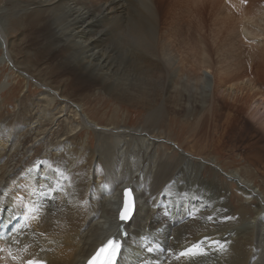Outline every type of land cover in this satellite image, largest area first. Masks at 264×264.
Listing matches in <instances>:
<instances>
[{
  "label": "bare ground",
  "instance_id": "6f19581e",
  "mask_svg": "<svg viewBox=\"0 0 264 264\" xmlns=\"http://www.w3.org/2000/svg\"><path fill=\"white\" fill-rule=\"evenodd\" d=\"M149 2L0 0L1 61L18 69L17 77L32 74L42 88L34 89L37 97L24 96L13 116L0 112V228L9 230L5 239L0 236V264L27 259L85 264L108 239L121 243L117 264H264V188L247 170L261 174L264 185V138L247 140L254 130L241 120L248 110L264 132V10L239 12L229 1L231 12L222 0H193L200 8L217 5L224 14L221 24H240L244 40L258 44L248 42L257 47L251 54L257 64L250 63L261 70L245 78L239 74L220 90L207 71L200 76L194 67L195 77H184L165 70L174 53L156 44ZM20 33L29 54L14 47L13 35ZM241 43L231 45L230 53L245 46ZM23 62L40 69L31 73ZM260 71L257 80L254 73ZM62 75L87 84L99 109L109 102L133 109L142 124L127 130L113 117L110 124L97 121L94 125L112 129L92 131L95 149L91 142L82 149L78 136L93 122L80 109L85 97L72 98L49 81ZM185 94H194L187 101L197 102L190 110ZM169 128L190 138L182 153L159 143ZM239 146L246 148L240 153L246 169L219 173L218 160ZM125 189L132 193L134 212L123 223ZM16 216L20 220L11 229ZM209 241L219 243L209 249ZM202 242L206 256H179Z\"/></svg>",
  "mask_w": 264,
  "mask_h": 264
},
{
  "label": "rangeland",
  "instance_id": "374dc122",
  "mask_svg": "<svg viewBox=\"0 0 264 264\" xmlns=\"http://www.w3.org/2000/svg\"><path fill=\"white\" fill-rule=\"evenodd\" d=\"M176 1L150 0L149 2L150 10H152V12L154 13L156 44H159L160 47L161 45H165L166 47H169L174 53L173 54L174 63L171 64L169 67H167V69L165 70L170 71L172 75H176V76L186 77V75L189 74V76L195 77L193 69L194 67H196L195 73L197 75L201 76L202 72L207 71L208 76L212 81L213 87L214 88L218 87V89L220 90H224L225 88L229 87V85H231V83L238 78L237 75L239 74H242V76L245 78L246 75H249L250 72L261 70L260 68L257 67L258 65L253 66L251 64V63H253L254 65L257 64V56L251 55L256 53L255 52V50H257L256 46H258L256 41L253 42L251 40L245 41L246 39L242 36V34L240 35V33H242L241 31L242 27H239L240 24H238L239 26L236 25L238 26V30L241 31V32L238 31L239 33L238 36L240 37H237V31H236L237 27L234 25L235 23L227 21V24H221V20L222 18H224V14L219 13L220 9L218 8L217 5H216L217 8L214 6V9L211 6L200 8L194 5L193 0H191V2L190 0H184V2H182L183 4L180 3L179 0ZM229 1L231 3L233 2L232 4L236 2L235 6H237V8L239 5L240 8L237 9L239 12L252 11L250 13L252 14L255 13V11H257L258 9L264 10V0H233V1L222 0V2H225L223 3V5H225L228 9L230 6L229 10L230 11L232 10L231 12H235V11L234 9H231L232 4H230ZM132 11L135 13H138V11L140 12V10L135 9L133 7H132ZM235 21L238 22L237 20ZM13 36H16V40H14V47L18 46L19 48H22V51L27 52V54H29L28 48L24 47V35L20 33V34H15ZM108 36L109 33H107L105 39L108 40L109 39ZM259 39L260 38H256L257 41H261ZM107 40L105 41V43L107 42ZM241 40L246 43L248 42L252 43L253 45L256 46L249 47V43L248 44L243 43ZM239 43L245 44V46L243 45L241 49H237L236 47V53L231 54L230 46L231 45L237 46ZM109 47L112 48L113 45L111 44L109 45ZM239 53H241L240 56H238ZM19 57L20 56H16V58H18L20 62L23 61L22 59H19ZM249 57L253 58V60L249 61L248 60ZM1 58H2V54L0 55V87L3 86V89L0 90V112H3L4 115H8L10 117L13 116L15 111L18 110L17 108L18 104L21 101V99H23L24 96H27L28 93L30 92L31 93L30 96H32V98L37 97L38 96L37 92L33 94L34 89L35 88L42 89V88L39 85H37L36 83L37 80L34 79L32 74L30 75L33 78L30 75H28L29 73L28 74L22 73L20 77H17V75L20 74L18 69L11 66L10 63L8 62L1 61ZM124 63L125 60L121 63L123 65L120 64L122 68H125ZM20 65H22L26 69L28 68L31 71V73L36 72L40 69L30 65L27 62H23V64ZM116 65L118 64L116 63ZM3 69L5 71H3ZM246 71L248 72L247 74ZM224 73L227 75H224ZM164 74L166 75L165 72ZM254 74L256 75L257 80L262 78V72L260 74L259 73H254ZM247 77L249 79L251 75ZM49 81H51L52 85L55 84L60 86L62 89L65 90L67 94H71L72 98L85 97L83 102L85 103L86 101L87 103L81 104L82 107H80V109H83L84 111L83 117L85 119L86 117L90 118L89 121L93 123H91L92 125H90V131H87L86 133V130H84L85 132L84 131L82 132L83 135L80 134L78 136V138H80L78 139V141H80L81 145L83 146L82 149H86L84 145L86 144L88 145L90 142H91L90 144L91 147L95 149L96 138L92 131L99 132L102 130L109 131L112 129V127H101L98 125L97 126L94 125L97 123V121H105L106 124H110L109 120L111 117H113L117 119L118 127H122L123 125H126V127L128 128L127 130L138 128L140 124H142L141 119H139L138 117L139 113L135 112V110L133 109H130L128 111H126L124 108L119 109L112 102L106 104L105 107H103V109H99L100 108L99 104L93 101V96H91V94H89L90 92H88L89 91L88 85L87 84L83 85L84 84L83 81H80L76 77H67V75H62L55 77L54 79L51 78V80L49 79ZM16 82L18 85H16ZM189 88L190 87H187V91L192 90V88H190V90ZM169 90H175L174 86L169 87ZM87 95L88 97H86ZM193 96L194 94H190V96L186 95L185 101L183 102L185 103V105L188 104L187 105L188 110L191 109L190 103L192 102L187 101V98H192ZM211 100H212L211 90L207 89L206 102H205L206 109H209L211 107ZM193 103H196L197 105V102H193ZM193 103L192 105L194 106ZM72 105L77 109L76 104L72 102ZM24 107L28 108L29 106L24 105L23 108ZM242 114L243 115L241 116V120H243V122L247 126H249V129L253 128L254 130V132H251L249 135H247L250 136V138L247 140L257 141V139L259 138H264L263 130L260 128V126H258L254 122V120L250 118L249 111L244 110ZM95 118L98 119L96 120ZM74 119H77V117ZM189 119H193V117L191 116L189 117ZM89 121H87L86 119V122L88 124H90ZM77 123H75L74 126H76ZM79 128L81 127L78 126V129L71 132L69 136L73 137L75 134L79 133L78 132L80 130ZM162 133L163 136L160 138L159 143L166 145L168 149H174L178 153H182V151H184L182 149V145L185 142H187L188 146L191 145L190 138L186 140L185 135L180 136V134H178L177 131L173 132L171 128L167 130L164 129ZM88 138H90L91 141ZM188 146H185L184 149H186ZM239 149L240 150L233 151L234 153L233 152L228 153L229 156L225 155V157L220 158L218 160L217 167L219 168H217V171L219 173L229 172L231 170L244 171L241 169H246L248 165L240 157V153L242 154L243 152H246V148H244V146L243 147L239 146ZM185 152H189V151L185 150ZM197 158L199 159L201 157H196L195 159ZM247 170L253 175V178L255 179L254 180L255 185L256 186L259 185V187L261 186L260 188L262 187L264 188L262 175L256 173V171H254L250 167ZM234 193L235 196L239 197V195H237L238 193L237 190H234ZM50 202H52V197L50 199ZM16 231H18L17 235L21 236L18 227L16 228Z\"/></svg>",
  "mask_w": 264,
  "mask_h": 264
},
{
  "label": "snow or ice",
  "instance_id": "6c2138e0",
  "mask_svg": "<svg viewBox=\"0 0 264 264\" xmlns=\"http://www.w3.org/2000/svg\"><path fill=\"white\" fill-rule=\"evenodd\" d=\"M125 210L121 211L120 219L121 221H127L129 216L131 215V204L130 200L127 199L129 196V190L125 189ZM219 241H209L208 242V248H212L215 244H218ZM203 242L200 246H194L197 248V252L195 255H201L206 256L208 254V250L203 248ZM221 247H223L221 245ZM151 250V249H149ZM121 253V243L118 240L108 239L106 243L103 244V246L97 251L96 255L93 256L89 261L88 264H100L99 258L101 256H104L103 264H116L117 257ZM191 253V250L181 252L180 255H189ZM28 264H40L39 261L33 262L29 261Z\"/></svg>",
  "mask_w": 264,
  "mask_h": 264
},
{
  "label": "water",
  "instance_id": "95a60500",
  "mask_svg": "<svg viewBox=\"0 0 264 264\" xmlns=\"http://www.w3.org/2000/svg\"><path fill=\"white\" fill-rule=\"evenodd\" d=\"M127 199L130 200V204H131V215L129 216L128 220L127 221H121L120 219V214H121V211L125 210V201H126V196H125V191H124V200H123V204H122V208H121V211L119 213V219L121 222H128L129 219L131 218L133 212H134V199H133V196L131 194V192L129 191V196L127 197Z\"/></svg>",
  "mask_w": 264,
  "mask_h": 264
}]
</instances>
